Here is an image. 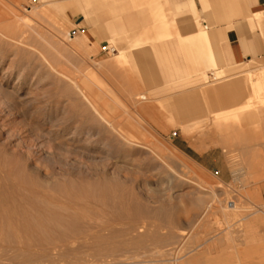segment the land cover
<instances>
[{
	"label": "rangeland",
	"instance_id": "rangeland-1",
	"mask_svg": "<svg viewBox=\"0 0 264 264\" xmlns=\"http://www.w3.org/2000/svg\"><path fill=\"white\" fill-rule=\"evenodd\" d=\"M0 26L22 44L0 46V162L22 196L35 183L60 203L39 199L40 264L58 260V245L91 235L108 264H185L194 256L218 264L219 236L228 258L235 223L243 230L246 212H264V145H239L245 117L247 131L262 135L264 106L255 100L234 115L200 104L182 116L170 105L178 100L156 97L141 88L140 74L123 72L130 68L121 54L71 39L60 17L33 0H0ZM256 65L264 59L204 80L209 89L247 80ZM13 232L1 233L0 264L35 259L14 252Z\"/></svg>",
	"mask_w": 264,
	"mask_h": 264
},
{
	"label": "crops",
	"instance_id": "crops-1",
	"mask_svg": "<svg viewBox=\"0 0 264 264\" xmlns=\"http://www.w3.org/2000/svg\"><path fill=\"white\" fill-rule=\"evenodd\" d=\"M34 3L51 8L69 34L75 33L74 37L90 41L100 49L112 45L115 55L121 54L130 68L123 72L140 74L141 88L153 91L156 97L178 100L170 105L180 106L174 111L182 116L200 112L197 109L200 104L212 106L214 113L234 115L255 100L264 106V66H251L247 80L234 78L210 89L204 80L205 76L211 79L213 71L229 74L264 59V0H36ZM248 81L254 82L250 85ZM197 98L206 101H193ZM259 116L261 136L248 132V118L242 119L245 123V130L239 134L242 148L246 144L250 148L263 147L264 113ZM246 213L243 230H239L237 222L230 235L228 258L222 256L225 240L218 237V245L212 250L213 254L217 250L221 255L218 264H264V212ZM198 261L199 256H194L185 264Z\"/></svg>",
	"mask_w": 264,
	"mask_h": 264
},
{
	"label": "bare ground",
	"instance_id": "bare-ground-1",
	"mask_svg": "<svg viewBox=\"0 0 264 264\" xmlns=\"http://www.w3.org/2000/svg\"><path fill=\"white\" fill-rule=\"evenodd\" d=\"M33 2H36V0H33ZM11 29H13V28H11ZM11 29H10V31H11ZM12 32H13V30H12ZM16 33L18 34V31ZM69 37H70V34H69ZM74 38H71V39H74ZM11 41H13L16 44V46L18 45V47H19V45H22L19 40H13L10 37V35L7 32V28L5 26H0V46H2V48H3L5 46H7L8 43ZM0 49H1V47H0ZM3 50H4V48H3ZM2 55L3 54L0 53V65L4 63V58ZM108 56H110V55H108ZM263 75H264V73H263ZM261 79H262V77H261ZM248 82H250V81H248ZM253 82H250V85ZM20 84H22V82H20ZM254 85H255V83H254ZM260 85L263 86V84H260ZM257 87H258V85H257ZM249 88L251 89V87H249ZM249 88H247V89H249ZM254 88H256V86ZM257 99H258V97H257ZM261 100H262V98H261ZM258 103H259V101H258ZM1 162H0V234L3 232V230H5L7 228L13 229L15 232V234H14L15 235V243H14L15 247L12 248L14 250V252L19 250V249L20 250L25 249L28 252L33 253L34 256H37L32 261L30 260L31 262L28 260L29 258H27L28 263H23V264H40L39 256H38V254H35V250H34V247L38 243L36 236L38 235V232L40 231V221H39L38 217L42 213V207L40 205L39 199L40 198L44 199L47 202L50 200L49 202H53V205H55V206L60 205V203L58 201H56L55 199L51 201V197L49 198V196L47 195L48 193L46 194V192L45 193L41 192L40 186H38L39 184H35V183H32V185L28 186V188L26 189L28 195L22 196L20 194L19 190H17L15 188V185L13 184V176L8 171L7 165H5ZM7 164H8V167H10L9 166L10 164L9 163H7ZM69 205L73 206L74 204L69 203ZM229 207L231 209H235V205H232V206L229 205ZM0 236H2V234ZM98 236L102 237V235H98ZM101 237H99V238H101ZM101 239L99 241H101ZM91 240H93L92 235L91 236H84L81 238H76V239L67 241L64 244L58 245L54 249L52 248L53 250L50 249L51 254L54 253L58 257V258L56 257L58 259L57 261H56V259H55V261L51 260L52 261L51 264H60V263H62V264L63 263L64 264H82V263L83 264H108L107 262L109 259L107 260V257H110V256H106V258L105 257L103 258L102 256L100 257L99 254H96L94 252V250L92 249L93 245H91L92 244ZM106 240H108V239L106 238ZM99 241H97V243ZM108 242L110 243L111 240ZM101 243L103 244V242H101ZM115 244H116V242H115ZM99 248L101 249V246H99ZM117 248H119V247H117ZM103 249H101V251ZM42 251H43V248H42ZM80 251H82V252H80ZM40 252H41V250H40ZM122 252H123V250H122ZM30 255L32 258L33 257L32 254H30ZM103 256H104V254H103ZM43 260H44V257H43ZM20 261L22 262V260H20ZM24 262H25V260H24ZM44 264H45V261H44ZM110 264H112V261Z\"/></svg>",
	"mask_w": 264,
	"mask_h": 264
},
{
	"label": "built area",
	"instance_id": "built-area-1",
	"mask_svg": "<svg viewBox=\"0 0 264 264\" xmlns=\"http://www.w3.org/2000/svg\"><path fill=\"white\" fill-rule=\"evenodd\" d=\"M75 33H71L70 37L74 38ZM101 52L105 55H115L116 54V50L113 46H111L110 44H106L101 48ZM173 136H176V133L173 134ZM214 175L218 176L219 172L218 171H214ZM230 205H234L233 203H230Z\"/></svg>",
	"mask_w": 264,
	"mask_h": 264
}]
</instances>
